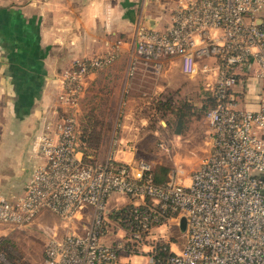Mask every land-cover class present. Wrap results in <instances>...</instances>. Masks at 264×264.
I'll return each instance as SVG.
<instances>
[{
  "label": "built area",
  "instance_id": "2783aa9c",
  "mask_svg": "<svg viewBox=\"0 0 264 264\" xmlns=\"http://www.w3.org/2000/svg\"><path fill=\"white\" fill-rule=\"evenodd\" d=\"M263 7L264 0H176L166 28L136 30L129 78L138 69L160 76L172 63L207 78L209 150L187 180L177 167L157 182L148 160L125 161L114 151L103 161L85 160L74 113L52 110L56 118H46L38 137L42 159L23 190L9 197L0 191L2 222L21 226L43 208L63 219L67 231L58 237L54 225L40 264H119L132 251L139 258L122 264H264V13L257 14ZM118 49L115 42L103 54L75 58L60 76L62 104L76 109L86 76L115 60ZM248 75L258 78L251 109L241 104ZM111 190L128 193L131 202L107 212ZM182 215L183 246L157 256L144 243L150 229L168 220L179 225ZM81 218L87 223L79 227ZM110 218L127 234L105 244L100 238ZM136 251L148 253L147 261Z\"/></svg>",
  "mask_w": 264,
  "mask_h": 264
},
{
  "label": "crops",
  "instance_id": "0c3cea01",
  "mask_svg": "<svg viewBox=\"0 0 264 264\" xmlns=\"http://www.w3.org/2000/svg\"><path fill=\"white\" fill-rule=\"evenodd\" d=\"M165 1L0 0V191L8 196L21 192L29 170L42 159L38 137L46 118L57 116L52 110L61 104L60 76L75 58L98 56L113 43L119 44L115 60L86 76L82 96L89 87H99L119 73V63L111 65L118 58L127 59L118 85L122 80V86L128 88L133 78L156 81L158 76L139 69L129 78L127 66L138 26H161ZM137 111L124 110L117 131L119 142L113 151L125 161L135 160L131 147L143 136L139 135L143 119L136 118ZM108 130L112 133L115 128ZM103 131L104 127L98 147L103 150L109 143L112 149V134L107 139ZM81 219L87 223L86 218ZM129 255L136 254L122 253L119 264L138 259L130 261Z\"/></svg>",
  "mask_w": 264,
  "mask_h": 264
},
{
  "label": "rangeland",
  "instance_id": "374dc122",
  "mask_svg": "<svg viewBox=\"0 0 264 264\" xmlns=\"http://www.w3.org/2000/svg\"><path fill=\"white\" fill-rule=\"evenodd\" d=\"M174 4H176L174 0L165 1L162 7L161 26H157L156 29H164L170 23ZM263 13L264 7L257 12L259 15ZM202 61L213 63L215 59L214 57H206ZM117 63H119L117 69L119 73H116L115 77L108 81H104L105 83L99 87L92 86L88 90L86 89L84 96L79 98L76 109L65 106L60 101L62 104L59 106V109L62 110L61 113H74L81 134L94 137L97 132L100 138L104 127V135L110 139L112 134L113 141L119 134L117 131L124 110L128 108L138 110L136 118L143 119L142 127L139 128V135L143 136L131 147L133 158L135 160L146 159L154 167L158 164L167 165L170 168L168 172L180 167L183 170L185 180H187L186 176L199 164L209 150L210 127L204 117L205 108L201 107L204 103L202 99L205 95L204 86L207 81L205 73L199 71L194 76H189L181 73L176 64L172 63L162 75L156 78L155 82L146 83L133 78L131 85L127 88L122 86V80L121 84L118 85L123 75L122 70L125 71L127 59L122 58L119 61L118 58L111 65ZM257 86L258 78L248 75L247 92L241 99L242 106L247 109L255 108L257 105ZM130 96H132L131 100L128 99ZM167 100H170L171 105L183 100L194 103V114L189 118L180 134L173 131L174 113L170 110L171 107L163 108ZM111 126L115 128L112 133L108 130ZM108 144L106 145L108 146ZM111 145L112 149L110 146H106L103 150L99 149L98 154H101L100 156L96 154L97 159H102L110 151H113L115 147L112 142ZM125 149L128 148L124 147L123 150ZM1 192L7 197L10 196L3 190ZM131 199L132 196L126 192L111 190L106 197V211L109 212L113 208L122 207ZM78 223L80 227L84 223V219L79 220ZM54 225L58 227L56 230L58 237L67 231V227L63 225V219L57 213L49 208H43L29 222L21 226L0 221V238L8 240L9 248L20 261H24L26 264H40L43 260V250ZM126 234L125 227L110 218L100 240L105 244H110V240L121 238ZM184 241L185 231L180 229L176 220H168L152 227L144 243L147 246L150 245L149 249L152 248L154 251L157 242L178 249L183 246ZM3 251L0 252V260L4 264H12L4 258ZM136 252L143 253V251ZM129 256L130 261H133L134 257L139 258L136 255ZM147 259L148 253H143V261L146 262Z\"/></svg>",
  "mask_w": 264,
  "mask_h": 264
},
{
  "label": "trees",
  "instance_id": "16d2710c",
  "mask_svg": "<svg viewBox=\"0 0 264 264\" xmlns=\"http://www.w3.org/2000/svg\"><path fill=\"white\" fill-rule=\"evenodd\" d=\"M204 97H203V105L202 108H206L208 105L213 104V98L210 95V92L204 90ZM171 107V108H170ZM164 109L170 108L172 113H174L172 128L176 134H180L183 132L185 125L187 124L189 118L194 114V103H190L189 101L183 100L173 103L171 105L170 100L165 101ZM80 129V128H79ZM94 137H90L88 135L81 134V130L79 131V136L81 139V146L84 152V159L90 162L98 161L97 155L98 154V140L99 134L96 132ZM169 167L167 165L158 164L154 167V179L157 182H163L167 179V174L169 171ZM10 244L7 239L0 238V252L3 251L4 258L11 262L12 264H26L24 261H20L19 258L13 253L11 248H9ZM154 252L157 256H165L169 254V245L165 243L157 242L154 246ZM0 264H4L0 260Z\"/></svg>",
  "mask_w": 264,
  "mask_h": 264
},
{
  "label": "water",
  "instance_id": "95a60500",
  "mask_svg": "<svg viewBox=\"0 0 264 264\" xmlns=\"http://www.w3.org/2000/svg\"><path fill=\"white\" fill-rule=\"evenodd\" d=\"M185 224H186V218L184 215H182L179 220V227L181 230H185Z\"/></svg>",
  "mask_w": 264,
  "mask_h": 264
}]
</instances>
